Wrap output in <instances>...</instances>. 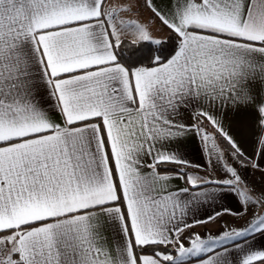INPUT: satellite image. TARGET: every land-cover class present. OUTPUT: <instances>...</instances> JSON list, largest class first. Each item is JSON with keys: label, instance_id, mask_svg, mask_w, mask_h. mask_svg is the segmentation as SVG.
<instances>
[{"label": "snow or ice", "instance_id": "snow-or-ice-1", "mask_svg": "<svg viewBox=\"0 0 264 264\" xmlns=\"http://www.w3.org/2000/svg\"><path fill=\"white\" fill-rule=\"evenodd\" d=\"M259 209L264 0H0V264H264Z\"/></svg>", "mask_w": 264, "mask_h": 264}, {"label": "crops", "instance_id": "crops-1", "mask_svg": "<svg viewBox=\"0 0 264 264\" xmlns=\"http://www.w3.org/2000/svg\"><path fill=\"white\" fill-rule=\"evenodd\" d=\"M162 35V34H161ZM189 114H182V119L187 120ZM187 144L190 148H197L198 147V141L193 139L192 137H189L187 140ZM188 159L192 162V167L188 168V171L190 172H195L197 171L195 165H203V167H200L198 169L199 175L204 176L205 178H208L210 175L213 178H219L220 173L218 171H212L211 167L208 165L207 157L205 154L199 152V151H192L190 155L188 156ZM172 186L174 187H183V181L180 180H172L171 181ZM222 206L225 207H230L235 211L239 205L236 203L235 199L232 197H229L227 200L221 202ZM207 212H212L213 208L212 207H207L206 208ZM205 209L200 210V216H204L206 214ZM259 211L264 212V209H259ZM225 222H231L232 225H239L242 224L243 221L239 218H236L234 216L230 215H223L219 220H216L210 224H205V225H200L192 231L194 232H200V233H205L207 232H217ZM109 239H111V236L109 234ZM254 247L259 250H264V237L257 236L255 242H254Z\"/></svg>", "mask_w": 264, "mask_h": 264}, {"label": "trees", "instance_id": "trees-1", "mask_svg": "<svg viewBox=\"0 0 264 264\" xmlns=\"http://www.w3.org/2000/svg\"><path fill=\"white\" fill-rule=\"evenodd\" d=\"M161 167L162 168H174L175 165H162Z\"/></svg>", "mask_w": 264, "mask_h": 264}]
</instances>
